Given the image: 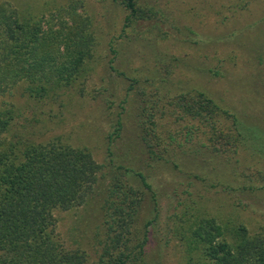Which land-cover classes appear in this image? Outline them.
<instances>
[{
	"label": "trees",
	"instance_id": "16d2710c",
	"mask_svg": "<svg viewBox=\"0 0 264 264\" xmlns=\"http://www.w3.org/2000/svg\"><path fill=\"white\" fill-rule=\"evenodd\" d=\"M112 1L128 12L124 32L131 29L134 33L136 21L156 15L139 0ZM95 45L93 23L81 0L43 17L25 14L10 3L0 4V264L145 262L152 230L160 219L159 214L152 220L141 215L144 194L152 190L148 176L122 165L99 163L85 148L58 140L36 141L19 125L22 113L3 101L20 84L42 100L55 98L61 90L83 92ZM110 48L114 59L117 51ZM158 62L170 78L175 65ZM209 73L221 74L213 69ZM149 81L146 79L144 85L149 86ZM155 90L151 94L144 88L136 93L139 103H148L137 134L149 167L151 162L174 165L175 174L183 178L180 183H186L193 195L219 188L253 193L264 189L259 169L251 179L238 181L237 189H228L232 183L227 180L230 166L241 163L235 155L243 149L249 151L244 144L248 136L264 139L259 124L248 125V119H241L198 89L174 94L159 87ZM123 129L120 113L108 134L109 144ZM189 143L207 150L209 158L187 176L175 160ZM259 144L263 146L258 143L254 147L260 148ZM241 167L232 172L249 177L238 170ZM91 201L99 203L102 215L97 241L100 235L102 238L97 259L92 262L86 251L66 246L58 232L57 217L58 213L88 207ZM179 201L172 203L174 212L167 216L160 246L167 247L177 239L184 248L185 264H264L263 232H251L232 217L205 214L198 205L183 206Z\"/></svg>",
	"mask_w": 264,
	"mask_h": 264
},
{
	"label": "rangeland",
	"instance_id": "374dc122",
	"mask_svg": "<svg viewBox=\"0 0 264 264\" xmlns=\"http://www.w3.org/2000/svg\"><path fill=\"white\" fill-rule=\"evenodd\" d=\"M71 1L0 0V4L10 3L25 14L43 17ZM81 1L96 38L83 92L61 90L55 98L42 100L30 95L25 84L17 85L3 101L22 113L18 121L25 133L42 143L58 140L88 149L99 163L122 165L148 176L152 190L144 194L141 215L152 220L159 214L160 219L142 264H185L184 248L177 239L167 247L159 245L167 216L174 212L172 203L178 200L183 206L194 203L202 213L232 217L251 232L264 233V189L253 193L219 188L193 195L186 183H180L183 178L175 174L174 165L151 162L149 167L137 134L143 107L148 103L136 100V93L144 88L151 94L158 87L172 94L198 89L241 119H248V125L257 123L264 131V0H139L156 15L136 21L134 33L131 29L123 31L128 12L112 0ZM111 46L117 51L114 59ZM159 60L175 65L170 78ZM212 69L221 74L214 76L209 73ZM146 79H150L149 86L144 85ZM107 100L115 104L109 106ZM120 113L124 129L109 144L108 134ZM246 142L249 151L235 153L240 165L230 166L227 180L232 185L228 189H237L238 181L251 179L258 169L260 186L264 187V139L249 135ZM258 143L263 146L255 148ZM205 158H209L207 150L190 144L175 161L188 176ZM238 166L249 177L232 172ZM107 183L105 180L104 185ZM57 217L58 232L66 246L82 249L91 262L96 260L102 238L100 235L97 241L102 219L99 203L91 201L88 207L58 213Z\"/></svg>",
	"mask_w": 264,
	"mask_h": 264
}]
</instances>
